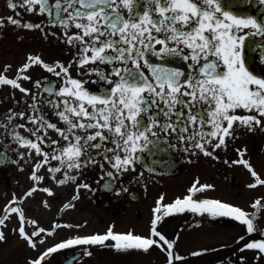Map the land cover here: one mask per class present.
I'll return each mask as SVG.
<instances>
[{"label":"snow or ice","instance_id":"6c2138e0","mask_svg":"<svg viewBox=\"0 0 264 264\" xmlns=\"http://www.w3.org/2000/svg\"><path fill=\"white\" fill-rule=\"evenodd\" d=\"M20 2L27 6L29 12L47 13L51 24L58 22L67 29L75 23L79 31L71 34L65 31L64 38L69 44L79 43L78 54L73 57L78 66H86L89 62L111 65L110 73H104L98 66L87 68L88 72L100 73L101 79L110 81V86L100 93L90 91L84 86L83 80L71 75V62L68 65L61 61L48 63L41 56L32 53L18 67L16 77L0 74V85L13 86L25 94L30 93L31 89L24 87L20 78L31 80L27 70L33 65L38 64L55 76L63 77V83L58 89H54L51 84L46 87L50 94L58 92L63 100V110H60L55 98L44 103L57 105L56 114L60 120L65 121L67 128L58 127L57 123L46 119L43 110L36 108L40 101H37L35 95L31 96L36 102L32 107L41 114L27 117L29 121H38L39 128L45 132L53 129L68 141L66 146L53 149L52 159L58 160L59 164L49 165L50 173L57 172L62 167L78 170L90 160L96 163L97 157L102 155L114 170L108 171L107 175L114 177L116 173L134 168L135 162L140 158L139 153L150 145L158 147L161 140H167L169 133L185 142V151L195 148L211 156L213 153L207 145L210 144L213 148L226 147L227 138L235 135L234 124L251 130L260 125L264 118V75L255 74L245 55L248 43L246 37L252 34L264 36V15L257 17L223 11L218 0H149V3L143 5L141 12L134 11V0H54L51 5L49 0ZM260 2L264 4V0ZM121 7L128 10V17L122 15ZM62 13L67 15H61ZM7 20L15 25L22 24L26 29L41 27L39 24L14 19L13 16H8ZM245 29L250 31H244ZM181 45L189 49L188 54L184 53ZM148 52L154 56L179 54L185 60L191 59L189 68L193 65L196 68L185 74L179 67L151 64L145 58ZM141 60L148 66L151 79L140 70ZM128 62L133 66L131 69ZM8 67L5 65L4 72ZM112 74L118 79L112 81ZM34 83L40 85L39 80ZM201 105L206 107L202 108ZM238 107L252 110L260 116L237 114L234 110ZM145 114L147 120L144 119ZM16 115L24 117L25 112H12L8 119ZM161 116L163 120L160 119ZM74 130H82L85 134L79 135ZM28 131L36 137L35 140L26 138L19 132L14 133V136L20 145L34 150L42 158L33 164L30 179L34 184L24 193L25 197L35 192L39 182L45 179L38 174V169L49 162V152L41 147L40 141L44 138L39 130ZM158 132L165 135H158ZM105 141H110L112 146ZM44 142L57 143L56 140ZM88 149L102 151L93 153ZM109 152L112 153L111 156L108 155ZM237 152L240 159L236 162L250 170L255 183L264 184L251 163L243 158L246 148L237 149ZM20 155L23 157L25 154L21 152ZM100 166L103 168V163ZM78 175V171L74 175L64 171L62 179L55 176L52 178L63 184L75 181ZM79 187L80 185H76L77 193ZM83 187L90 188V185L84 184ZM199 187L207 188L211 185L203 184ZM42 190L49 195L53 191L47 186ZM188 191L189 195L177 197L174 202L167 204L160 203L163 196L159 198L154 209L158 214L151 220V235L148 237L131 232L116 233L111 228L103 234L78 235L47 247L37 258L31 259L30 264H42L46 257L68 246L103 244L109 238L115 242L116 249L136 248L147 251L152 245L166 246L169 258L166 264H172L173 241L158 230L157 224L162 216L183 212L185 209L207 212L212 216L233 217L246 226L247 232L254 231L257 211L249 213L239 206L220 200H194L191 193L196 191L195 184ZM21 199L22 197L13 194L12 199L4 206V215L0 216V229L5 226L8 213L17 214L19 223L14 230L18 231L28 245L36 248L39 234L46 230L41 227H36L31 232L26 230V223L37 225L38 222L35 219L26 221L24 211L17 204ZM66 206L72 205L69 203ZM253 207L259 209L264 205L256 200L253 201ZM5 239V233L0 230V241ZM245 247L264 253V240L247 243Z\"/></svg>","mask_w":264,"mask_h":264},{"label":"flooded vegetation","instance_id":"af4514ba","mask_svg":"<svg viewBox=\"0 0 264 264\" xmlns=\"http://www.w3.org/2000/svg\"><path fill=\"white\" fill-rule=\"evenodd\" d=\"M218 2L223 11L246 13L257 17L264 15V4L260 0H218ZM49 3L54 4V0H49ZM147 3L149 0H134V11H143V5ZM11 4L17 6L11 7ZM120 12L125 17L129 16L128 10L124 7L120 8ZM61 15H67V13ZM8 16H13L14 19H20L23 22L39 24L41 27L26 29L22 24L15 25L9 22ZM54 16L55 9L53 8ZM0 21H2L0 23V74H5L10 78L16 77L18 67L25 62L28 54L32 53L41 56L48 63L61 61L68 65L71 62V75L83 80L84 86L94 93H100L110 86V81L101 79L100 73L87 71L89 67L98 66L104 73H110V64L89 62L86 66H78L73 60V57L78 54L79 43H67L64 32L71 34L79 31L75 23L67 29L58 22L51 24L47 13L29 12L27 6L20 0H0ZM244 31L250 30L245 29ZM87 39L86 36L85 40ZM246 41L248 43L245 55L249 58L248 63L252 65L255 74L264 75V36L252 34L246 37ZM181 48L185 54L189 53L187 47L181 45ZM145 58L151 64L165 65L169 68L179 67L185 74L196 68V65L189 68L188 65L192 64L191 59L185 60L179 54L154 56L148 52ZM5 65L9 66L6 72H4ZM128 67L130 69L133 67L131 62H128ZM140 70L150 79L152 78L143 60H141ZM27 71L32 79L24 80L21 77L20 83L31 89L30 93H22L19 89L7 84L0 85V216L4 215V206L15 194L22 197L17 204L24 211L26 221L35 219L38 222L37 225L26 223V230L31 232L36 227H41L46 231L39 234L37 247L33 248L19 236L18 231L14 230L17 229L19 223L17 214L8 213L5 226L0 229L6 236L5 240L0 241V264H30L31 259L37 258L40 252L56 242L78 235L103 234L109 228L116 233L131 232L148 237L151 235V220L158 214L154 212V209L159 198L163 196V200H160L161 204L174 202L177 197L182 198L189 195L188 190L194 184L196 191L191 193L194 200H220L239 206L249 213L257 211L255 229L264 231V207L259 209L253 207V201L256 200L264 205V184L255 183L250 170L236 162L240 159L237 149L246 148L243 158L251 163L260 178L264 180V118L261 119L260 125H256L251 130L234 124L235 135L227 138L226 147L213 148L210 144L207 145L213 153L211 156L195 148L185 151V142L180 141L175 134L169 133L167 140H161L158 147L150 145L149 148L140 152V158L135 162L134 168L130 167L126 171L116 173L114 177L107 175L108 171L114 170L102 155L97 157L96 163L90 160L78 170L62 167L59 171L50 173L49 165L59 164L58 160L52 159L53 149L66 146L68 141L53 129L45 132L44 129L39 128L38 121H29L27 117L41 114L32 107L36 102L31 99V96L35 95L37 101H40L36 104V108L43 110L46 119L57 123L58 127L67 128L65 121L60 120L56 114L57 105L44 103L46 100L55 98L60 110H63V100L58 92L50 94L46 90L49 84L54 89H58L63 83V77L55 76L54 73L46 71L38 64L33 65ZM111 79L115 81L118 77L112 74ZM36 80L40 81L39 86L34 83ZM69 99L71 100V97ZM200 107L203 108L206 105ZM21 111L25 112L24 117L16 115L8 119L12 112ZM234 111L242 115L260 116L259 113L245 110L242 107ZM144 119L147 120V114ZM160 119L163 120V116ZM205 127L210 129V126ZM28 129L39 130L44 138L40 141L41 147L49 152V162L38 169V174L44 176L45 179L39 182V187L35 192L25 197L24 193L34 184V181L30 179L33 164L42 158L34 150L20 145L14 136V133L19 132L26 138L35 140L36 137ZM74 131L79 135L85 134L82 130ZM88 131H93V129H88ZM158 135L165 134L158 132ZM48 140H56L57 143L44 142ZM105 143L112 146L110 141H105ZM88 151L94 153L102 150L88 149ZM21 152L25 154L23 157L20 155ZM108 155L111 156L112 153L109 152ZM101 163H103V168L100 166ZM64 171H67L69 175H74L78 171L79 175L75 181L59 184L57 179L63 178ZM53 176L57 179H53ZM84 184L90 185V188H84ZM203 184L211 185V187L200 188L199 185ZM76 185H80L78 193ZM45 186L52 188L51 195L42 190ZM240 196L249 197L251 200L246 203L226 200ZM69 203L72 206H66ZM206 215L212 216L207 212H193L185 209L183 212L164 215L158 221V230L166 237L168 236L167 238L174 244L172 264H198L205 256L203 253L192 256L190 253L182 254L177 249L176 240L166 232V226L175 222L176 227L181 229L185 222L193 219V216L203 218ZM225 217L236 221L233 217ZM241 228L246 230V226L242 223ZM48 229L52 231H47ZM145 229L148 234L139 232ZM114 244L115 242L109 238L103 244L68 246L46 257L42 264H166L169 259L165 251L166 246L152 245L145 254L141 249L136 248L116 249ZM162 256H164V261H161ZM232 256L230 254L217 255L211 258L215 260L212 264H235ZM73 257L76 260L70 262ZM225 258H229V263H226Z\"/></svg>","mask_w":264,"mask_h":264},{"label":"rangeland","instance_id":"374dc122","mask_svg":"<svg viewBox=\"0 0 264 264\" xmlns=\"http://www.w3.org/2000/svg\"><path fill=\"white\" fill-rule=\"evenodd\" d=\"M226 200L246 203L251 198L240 196L227 198ZM184 218L186 217L184 216ZM196 218L198 217L193 216V219L185 222L181 229L176 227L175 222H172V224L165 228L170 237L176 240L177 249L182 254L192 253L198 249L203 250L205 253H214L212 252L213 250L220 249V253H223L225 250H230L233 245L242 244L245 236L248 235L247 231L241 228L239 221H234L225 216L209 217V215H206L197 220ZM139 232L148 234L147 229ZM142 251L145 254L148 252ZM235 258L239 259L238 264H264V253L258 250L241 249ZM162 260L164 261V256L161 257Z\"/></svg>","mask_w":264,"mask_h":264}]
</instances>
